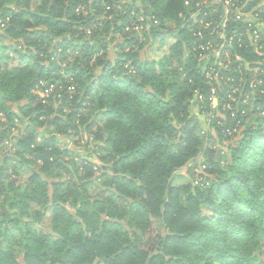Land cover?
Listing matches in <instances>:
<instances>
[{"label": "trees", "instance_id": "trees-1", "mask_svg": "<svg viewBox=\"0 0 264 264\" xmlns=\"http://www.w3.org/2000/svg\"><path fill=\"white\" fill-rule=\"evenodd\" d=\"M191 1L0 0V143L7 106L29 118L0 159V264H264V0ZM81 128L104 189L61 144Z\"/></svg>", "mask_w": 264, "mask_h": 264}, {"label": "rangeland", "instance_id": "rangeland-1", "mask_svg": "<svg viewBox=\"0 0 264 264\" xmlns=\"http://www.w3.org/2000/svg\"><path fill=\"white\" fill-rule=\"evenodd\" d=\"M250 0H246V3H249ZM35 4V3H34ZM192 1L191 0H186L185 6L188 9V13H190L193 9L192 7ZM248 6V5H247ZM264 8V2L259 3L256 7H253V10L250 11L248 13V15L253 14L254 16L256 15V13L260 14L261 10ZM242 9H245L242 8ZM240 9V11L243 12V10ZM245 11V10H244ZM245 13V12H244ZM262 23V24H261ZM260 25H258V27H262L260 28L261 31H264V26L263 23L261 22ZM3 30V28L0 29V31ZM166 40V44L165 46L161 47V49H159L160 46V39L157 41H154L151 43V46H148L145 53L143 54L145 57H147L148 59H155V60H159L160 58H162L163 55L168 53L169 50V46L170 44H172L174 42V38L172 36L169 37H165ZM255 73L257 72V68L254 69ZM37 94V92H36ZM7 112L9 113L14 112L16 113V117L14 118L13 121H15V128H13L11 134L8 136V138L5 139V141H3L2 143H0V159H3L6 155V153H8L7 155H12V153L16 152L17 150V145L18 142L20 141V139L24 136L27 135V127L29 125L28 122V117L25 116L21 110L19 108H17V106H7ZM193 113H197L196 109L193 110ZM1 117H3V121L4 123H7L6 125H9L10 123L8 122V119L5 117V115L2 113ZM22 120V121H20ZM7 121V122H6ZM203 122V128L205 130L208 129V124L206 123V118H203L202 120ZM18 124V125H17ZM42 131V130H41ZM81 132H79V134L77 136H75L73 133L68 137V138H61V144L62 146H64L67 150H69L70 152H72V156L74 157V159L76 160L77 157H82L84 160L92 163V165H94V178L95 179V185L98 187V190H101L103 187V181L105 177H101L102 175H104V171L102 169H100L99 167H102L104 165V163L102 161L99 160V158H97L96 152L97 148L94 146L95 143L92 142V139L88 138V135L86 132L83 131V128L80 129ZM213 133H215L213 131ZM216 137V134L215 136ZM217 139V138H216ZM232 143V142H231ZM60 144V145H61ZM229 144L228 142H220L218 139L216 140V142L213 145H209L210 148H212L213 150H216L217 154H221V159L225 160L228 159L227 156L229 155ZM216 154V155H217ZM205 156V151H203L202 153V158L199 160H206ZM70 158H67L66 161H68ZM70 165V162H67ZM204 169V167L201 164V161H199V163H197L195 165L194 170L192 171V175H195V179L196 181H198V177L199 175L202 173V170ZM79 173V174H78ZM85 172H76V170H73V176H77V178H80V176H84ZM190 175L189 173H187L186 171H180L176 174V176L174 177L172 183L175 186H180L181 184H186L189 181H193V176ZM28 176L27 174H22V176L20 177V180L24 181V179H26ZM154 228L155 229H159L157 227V224H154ZM160 232L163 234L164 232L160 230Z\"/></svg>", "mask_w": 264, "mask_h": 264}, {"label": "built area", "instance_id": "built-area-1", "mask_svg": "<svg viewBox=\"0 0 264 264\" xmlns=\"http://www.w3.org/2000/svg\"><path fill=\"white\" fill-rule=\"evenodd\" d=\"M229 3H227L228 5ZM229 6V5H228ZM229 9L226 10L227 13ZM151 20L154 21L155 25L159 24V21L156 18H151ZM251 39L252 41H256L258 39V31H254L251 35ZM256 39V40H255ZM231 42V41H230ZM223 43V42H222ZM220 47H216L213 48L212 46H209L208 50L212 51L211 54L208 56V59L210 58H220L221 55L224 54V52H226V43L220 44ZM37 95L43 100V102L45 103L46 100L48 99V97L50 96V93L52 92V89H45V90H41L40 87H37Z\"/></svg>", "mask_w": 264, "mask_h": 264}]
</instances>
